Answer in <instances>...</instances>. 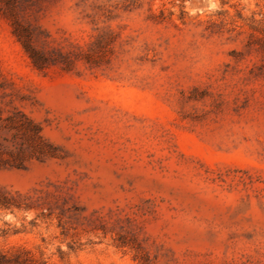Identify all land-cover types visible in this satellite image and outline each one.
Listing matches in <instances>:
<instances>
[{"label":"rangeland","instance_id":"obj_1","mask_svg":"<svg viewBox=\"0 0 264 264\" xmlns=\"http://www.w3.org/2000/svg\"><path fill=\"white\" fill-rule=\"evenodd\" d=\"M0 264H264V0H0Z\"/></svg>","mask_w":264,"mask_h":264},{"label":"trees","instance_id":"obj_2","mask_svg":"<svg viewBox=\"0 0 264 264\" xmlns=\"http://www.w3.org/2000/svg\"><path fill=\"white\" fill-rule=\"evenodd\" d=\"M25 50H29V47L27 45H23Z\"/></svg>","mask_w":264,"mask_h":264}]
</instances>
